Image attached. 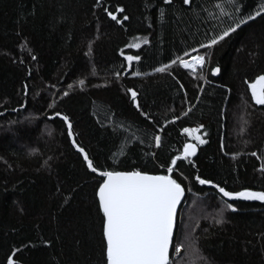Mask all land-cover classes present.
<instances>
[{"label": "trees", "instance_id": "16d2710c", "mask_svg": "<svg viewBox=\"0 0 264 264\" xmlns=\"http://www.w3.org/2000/svg\"><path fill=\"white\" fill-rule=\"evenodd\" d=\"M232 3L242 11L229 0H0V264L14 249L18 264H102L96 180L57 112L102 169L152 175L167 174L161 165L195 141L183 128L202 125L195 135L206 143L174 173L186 193L176 264H264V202L226 200L195 179L264 191V105L248 88L264 75V13L200 47L264 7ZM105 7L129 19L118 25ZM196 55L207 62L195 74L171 64Z\"/></svg>", "mask_w": 264, "mask_h": 264}, {"label": "snow or ice", "instance_id": "6c2138e0", "mask_svg": "<svg viewBox=\"0 0 264 264\" xmlns=\"http://www.w3.org/2000/svg\"><path fill=\"white\" fill-rule=\"evenodd\" d=\"M171 2L172 0H164L166 4ZM229 2L236 11H242L235 3H232V0H229ZM95 3L99 5L101 0H95ZM183 3L189 4L190 0H183ZM103 11L118 25H122L124 21L129 19L127 15H123L125 12L123 7H117L115 10H109L105 7ZM117 13L122 15L118 16ZM261 13H264V7H261L253 15H248L246 19L240 18L237 23L209 39L207 44H201L200 47L211 49L219 41L228 37L230 33L239 29L247 20L253 19L254 16H260ZM143 43L147 44V39ZM131 47L139 48L140 43H134ZM90 52L91 45H89ZM89 53H86V55ZM185 55L187 56L188 53H185ZM32 59H36V57L33 56ZM124 59L131 64L132 61H139L141 57L139 55H125ZM206 62L204 55H196L191 60L177 57V59L171 61V64L179 63L181 67L191 69L195 74L197 66L203 68ZM170 66L164 65L156 68L155 71L164 73L168 71ZM210 71L215 76L220 72V68L213 67ZM139 74L134 73V75ZM200 78L202 79L203 76ZM84 83V80L79 81L80 85H84ZM69 87L71 88V85ZM248 88L255 104L264 105V75L257 76L254 82L248 84ZM129 91L133 103L139 110L137 93L131 89ZM68 94L67 91L63 93L64 96ZM56 115L60 116L67 125V135L72 138V146L82 156L87 170L94 174L93 179L96 180L94 201L100 217L102 264H176L173 253L180 254L184 245L183 243L174 242V230L176 228L178 205L185 196V188L182 186V182L174 176V173L183 176L178 161L191 163V158L195 156L198 145L206 143V140L202 139L201 136L195 135L203 126L183 128V133L195 139L197 143H184L182 152L171 156L166 164L161 165V167L166 168L167 174L152 175L135 169L129 171L102 169L94 163L85 148L80 146L73 138L74 133L69 117L59 112ZM142 115L147 118V113H142ZM153 139L155 146L159 147L161 136L157 134ZM252 155L255 156L256 153L253 152ZM261 170L264 171V168ZM195 179L200 185H211L226 200L239 199L264 202V191L244 189L234 192L226 190L209 179L200 176H196ZM66 202L67 200H65ZM225 207L232 211L237 210L232 203L225 202ZM215 222L221 224L224 221L221 217L216 219ZM45 243L48 242L45 241ZM16 251L18 249H14L13 254L7 256L6 264H18L14 259Z\"/></svg>", "mask_w": 264, "mask_h": 264}, {"label": "water", "instance_id": "95a60500", "mask_svg": "<svg viewBox=\"0 0 264 264\" xmlns=\"http://www.w3.org/2000/svg\"><path fill=\"white\" fill-rule=\"evenodd\" d=\"M216 75H217V74H216ZM216 75H215V76H216ZM185 196H186V193H185ZM185 196H184V198H182V201H181L180 205H178L177 219H178L179 210H180L181 206L183 205V202H184ZM244 201H245V200H244ZM176 223H177V220H176ZM175 229H176V228H175ZM174 234H175V230H174Z\"/></svg>", "mask_w": 264, "mask_h": 264}, {"label": "rangeland", "instance_id": "374dc122", "mask_svg": "<svg viewBox=\"0 0 264 264\" xmlns=\"http://www.w3.org/2000/svg\"><path fill=\"white\" fill-rule=\"evenodd\" d=\"M191 58H192V57H191ZM191 58H189V59H187V60H190ZM191 143H197V142L194 141V142H191ZM184 251H185V249H183V247H182L180 254H182ZM180 254H178V255H180ZM178 255L175 254V253H173V259L176 258V257H178Z\"/></svg>", "mask_w": 264, "mask_h": 264}]
</instances>
